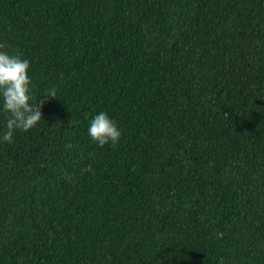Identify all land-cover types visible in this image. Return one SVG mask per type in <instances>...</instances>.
<instances>
[{"label": "trees", "instance_id": "trees-1", "mask_svg": "<svg viewBox=\"0 0 264 264\" xmlns=\"http://www.w3.org/2000/svg\"><path fill=\"white\" fill-rule=\"evenodd\" d=\"M0 44L57 90L0 141V264H264V0H0Z\"/></svg>", "mask_w": 264, "mask_h": 264}, {"label": "clouds", "instance_id": "clouds-1", "mask_svg": "<svg viewBox=\"0 0 264 264\" xmlns=\"http://www.w3.org/2000/svg\"><path fill=\"white\" fill-rule=\"evenodd\" d=\"M29 69V58L0 44V112L5 115V130L0 132V141H11L17 129L35 127L42 118L41 107L45 100L48 96H57L53 87L38 100L42 95L36 97ZM87 133L91 140L103 146L117 143L122 130L114 118L101 109L89 119Z\"/></svg>", "mask_w": 264, "mask_h": 264}]
</instances>
